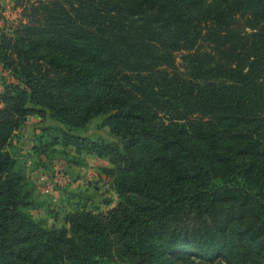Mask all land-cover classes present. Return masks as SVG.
<instances>
[{
	"label": "trees",
	"instance_id": "16d2710c",
	"mask_svg": "<svg viewBox=\"0 0 264 264\" xmlns=\"http://www.w3.org/2000/svg\"><path fill=\"white\" fill-rule=\"evenodd\" d=\"M16 8L0 29L15 80L0 85V264H264V0ZM33 115L37 155L66 145L108 159L114 206L78 198L63 225L32 216L11 149ZM97 118L116 142L79 134Z\"/></svg>",
	"mask_w": 264,
	"mask_h": 264
},
{
	"label": "rangeland",
	"instance_id": "374dc122",
	"mask_svg": "<svg viewBox=\"0 0 264 264\" xmlns=\"http://www.w3.org/2000/svg\"><path fill=\"white\" fill-rule=\"evenodd\" d=\"M17 0H0V29L5 22L16 20L19 9ZM178 65L182 61L178 58ZM15 81L9 71L0 68V85L4 90L5 82ZM49 125L65 127L63 124L49 119ZM41 119L37 115L29 117L28 123L19 132L11 151L16 155L22 169L24 184L32 192V199L40 203L38 208H31L30 213L35 218L46 219L48 224L63 225V215L72 209L71 203L78 198L88 199L92 205H100L103 210L114 206L118 195L112 186V179L105 171V167L112 166L108 159L96 157L87 151L78 152L73 146L58 145L49 147L42 155H37L34 146L39 145L38 136L42 134ZM81 136L94 141L116 142L118 138L112 129L102 124V118L93 120L86 129L80 130ZM49 138L47 139V142ZM56 150V151H54ZM77 157L81 163H73L67 159ZM68 195L73 196L68 202ZM107 200H112L110 205ZM59 213V216H55ZM174 264H227L223 260L211 262L207 259L193 256L185 260L174 259ZM131 264V263H125Z\"/></svg>",
	"mask_w": 264,
	"mask_h": 264
}]
</instances>
